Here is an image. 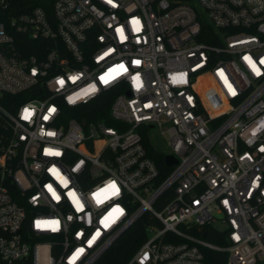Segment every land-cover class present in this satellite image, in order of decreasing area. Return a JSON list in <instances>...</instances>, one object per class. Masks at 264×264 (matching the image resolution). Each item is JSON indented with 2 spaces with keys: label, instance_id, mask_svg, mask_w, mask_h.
Masks as SVG:
<instances>
[{
  "label": "built area",
  "instance_id": "1",
  "mask_svg": "<svg viewBox=\"0 0 264 264\" xmlns=\"http://www.w3.org/2000/svg\"><path fill=\"white\" fill-rule=\"evenodd\" d=\"M38 1L0 0V264H99L141 219L128 264H264V0ZM112 88L110 125L75 110Z\"/></svg>",
  "mask_w": 264,
  "mask_h": 264
},
{
  "label": "trees",
  "instance_id": "2",
  "mask_svg": "<svg viewBox=\"0 0 264 264\" xmlns=\"http://www.w3.org/2000/svg\"><path fill=\"white\" fill-rule=\"evenodd\" d=\"M42 5L38 0H30L31 6H38ZM20 10L25 11L27 8ZM29 53H34L33 50H29ZM116 94L114 88L111 90L103 91L100 95H98L94 100L91 102L79 106L76 111L80 110L83 114L85 119L89 120L92 119L102 120L105 123L110 125V122H107L106 116L108 114L109 105ZM10 98L8 95L2 96V102L6 101ZM65 111H70L69 108H63ZM143 141L145 143L147 155L152 158L157 166L160 178L163 179L166 177V174L170 171L171 167L167 166L165 163V153H161L156 151L149 141L147 134L142 135ZM207 230L206 239L210 242H213L217 245H223V236L220 231L216 232L215 230L211 229L209 226L205 227ZM144 226L142 225V219L136 222L133 225V228L127 232L118 242L116 245L113 246L107 253L102 257L99 264H128L130 257L136 251L142 242L144 241ZM205 259L208 264H225V253L224 252H217L213 250H205ZM14 264H32L30 262V258H27L22 261H16Z\"/></svg>",
  "mask_w": 264,
  "mask_h": 264
},
{
  "label": "rangeland",
  "instance_id": "3",
  "mask_svg": "<svg viewBox=\"0 0 264 264\" xmlns=\"http://www.w3.org/2000/svg\"><path fill=\"white\" fill-rule=\"evenodd\" d=\"M149 141L151 142L152 147L161 153H165L168 151V146L166 140H163L159 134L157 129L152 128L149 132Z\"/></svg>",
  "mask_w": 264,
  "mask_h": 264
},
{
  "label": "water",
  "instance_id": "4",
  "mask_svg": "<svg viewBox=\"0 0 264 264\" xmlns=\"http://www.w3.org/2000/svg\"><path fill=\"white\" fill-rule=\"evenodd\" d=\"M164 158H165V162L168 166H171V165L177 163V160L172 155H165Z\"/></svg>",
  "mask_w": 264,
  "mask_h": 264
},
{
  "label": "snow or ice",
  "instance_id": "5",
  "mask_svg": "<svg viewBox=\"0 0 264 264\" xmlns=\"http://www.w3.org/2000/svg\"><path fill=\"white\" fill-rule=\"evenodd\" d=\"M101 79H103V77ZM60 83H63V81H60Z\"/></svg>",
  "mask_w": 264,
  "mask_h": 264
}]
</instances>
